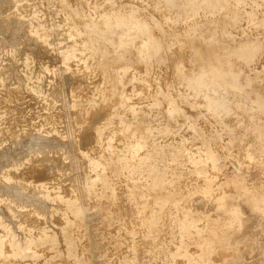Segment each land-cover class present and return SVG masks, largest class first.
Listing matches in <instances>:
<instances>
[{
  "label": "rangeland",
  "instance_id": "rangeland-1",
  "mask_svg": "<svg viewBox=\"0 0 264 264\" xmlns=\"http://www.w3.org/2000/svg\"><path fill=\"white\" fill-rule=\"evenodd\" d=\"M105 1L0 0V264H75L78 259L86 264H264L263 202L251 206L233 185L238 180L254 190L264 186V49L255 59L238 56L239 41L264 45V27L253 30L242 9L211 15L194 7L183 12L182 4L190 0H168L170 8L164 0H109L117 15L140 10L142 22L183 13L181 22L165 26H177L189 40L184 52L173 57L187 68L200 71L205 63L194 62V45L203 53L220 54L221 60L229 58L223 70L236 76L234 86L193 91L178 83L170 93L181 95L173 98L197 91L214 102L201 106L184 96L175 115H169L168 102L159 97L169 89L172 68L154 65L142 74L136 50L140 38L119 47L120 25L109 29L108 40L99 41L101 33L92 32H101L105 13L100 7L99 15H92V8ZM71 5L84 15L76 11L75 19H68L64 10ZM202 16L214 17L207 22ZM198 17L205 23L188 27ZM87 40L92 44L86 49ZM100 50L103 55H96ZM117 55L133 66L128 63L124 70ZM193 74L178 78L186 83ZM247 103L263 108L246 111ZM208 106L212 117L203 112ZM252 112L260 118L254 124L247 117ZM222 123L234 132L228 135ZM92 133L91 144H82ZM144 141L143 149L133 153V143ZM205 142L219 144L211 145L218 152L213 158L218 168L208 164ZM123 157H129L128 166L121 164ZM153 174L156 188L171 184L166 192L156 189L159 197L150 192L168 202L157 214L149 207L152 199L139 194ZM14 179L23 185L15 186ZM69 246L75 251L72 258L63 256ZM14 248L22 252L14 255Z\"/></svg>",
  "mask_w": 264,
  "mask_h": 264
},
{
  "label": "bare ground",
  "instance_id": "bare-ground-1",
  "mask_svg": "<svg viewBox=\"0 0 264 264\" xmlns=\"http://www.w3.org/2000/svg\"><path fill=\"white\" fill-rule=\"evenodd\" d=\"M115 1V0H114ZM116 1H118V0H116ZM124 1V0H123ZM138 1H140V0H138ZM146 1V0H145ZM152 1V0H151ZM158 1V0H157ZM165 1V6L166 7H169L170 8V6L167 4V2H168V0H164ZM70 2H71V0H70ZM132 2V1H131ZM156 2V1H155ZM188 2H190V4L188 3ZM122 3V2H121ZM127 3V2H126ZM134 3H136V2H134ZM138 3H140L141 4V2H138ZM152 3V2H151ZM180 3V2H179ZM183 3V2H182ZM75 4V3H74ZM77 4V3H76ZM128 4H131V3H128ZM139 4V5H140ZM145 4V3H144ZM143 4V5H144ZM163 4V5H164ZM111 3H109V0L108 1H105V4H100V2H96V5L92 8V15H99V14H97V12H98V9L100 8V7H102L103 9V11L105 12V13H103L104 14V17L102 18V20H101V24H100V31L101 32H96L95 30H97V29H95L96 28V26H94V31L92 30V32H95V33H101V36H99L98 34V36H96V37H99V41H104V40H108L109 39V36L111 35L110 33H109V29L111 28V27H113V26H118V25H120L119 27H121L122 29H121V31H120V33L118 34L120 37H119V39H120V43L119 44H117L119 47H122V46H125L126 44H128L129 42H131L132 40H134V39H136V38H140V42H139V44H138V46H136V50H137V53H138V55H139V63H140V65L139 66H142V70H141V72H142V74L143 73H147V72H149V70L154 66V65H156V67L157 66H161V69L162 68H165V69H167L168 67H171L172 69H171V71H172V80H171V82L168 84V86H169V89H166L165 91H164V94H160V95H164L163 97H159L160 99V101H167L168 102V105H169V109H168V114L169 115H175V113H174V111L177 109V111H178V108H177V106L180 104V103H182L183 101H184V99H185V97L184 96H186V95H184V94H182L183 95V97L181 98H173L175 95H176V97H177V95H181V93H177V94H171L170 93V91H171V89H170V87L171 88H173V86H175V85H177L178 83H181V84H184V86L185 87H190L193 91H194V89L196 90V89H201V88H204V87H208V89L209 90H211L212 89V86L213 87H215V86H222V87H230V86H234V84H235V81H237V78H236V76H229V74H227V73H225V71L223 70L224 68V66L226 65V64H230V60H229V58L228 57H226L225 56V58H223L222 60L219 58V56H220V54H219V56H213L212 55V50L211 51H209V52H202V51H199V45H194L195 47H192L193 48V50H195V52H196V59L194 60V62L195 63H197L196 65H200L201 63H203V61H205V63H204V66L202 67V65L200 66V67H202L201 69H200V71H195V69L193 68V69H190V68H187V65H186V63H184V64H181V63H177L176 61H174V59L175 58H178V57H175L174 59H173V57H174V55L175 54H178L177 53V51L178 50H181L182 52H184V47L185 46H187L186 44H188V42H189V40H184V38L181 36V33L179 32V31H177L178 30V27L177 26H173L174 24H177V22L179 21V22H181L182 21V18H181V15L183 14H181L180 12H177V13H174V12H172V13H174V14H169L168 12H167V10H166V8H165V12H167L166 14H169V15H165V16H162V15H164L163 13H161L162 15H160V16H162V17H160L159 18V16L158 17H155V18H151V20H147V21H144V22H142V14L143 13H140L139 11L140 10H123V12H121L120 14H115L111 9H110V7H111ZM142 5V4H141ZM140 5V6H141ZM145 5H147L148 6V4H145ZM156 5V4H155ZM151 6V5H150ZM157 6V5H156ZM156 6H154V7H156ZM117 7V6H116ZM115 7V8H116ZM136 7V6H135ZM146 7V6H145ZM153 7V6H152ZM164 7V6H163ZM182 9H183V12H184V9H186V8H190V7H194L193 9H201L202 8V11H205L206 13H210L211 15H213V14H217L218 12H221V11H223V10H238V9H242L243 11H242V13H243V19L244 20H246V22L250 25V26H252L253 27V30H254V28L256 27V28H261V27H264V0H190V1H185L183 4H182ZM129 8V7H128ZM138 8V7H137ZM147 8H149V7H147ZM151 8V7H150ZM157 8H158V6H157ZM168 8V9H169ZM16 9V8H15ZM131 9H134L133 7L131 8ZM154 9V8H153ZM161 9V8H160ZM173 9V8H172ZM192 9V10H193ZM17 10V9H16ZM142 10L144 11V9L142 8ZM155 10V9H154ZM158 10V9H157ZM162 10V9H161ZM164 10V9H163ZM169 10H171V9H169ZM76 11H80L81 13H82V15H84L83 14V12H82V10H79L78 8H76L75 6H73V5H71V6H66L65 7V10H64V13L66 14V15H70V16H66V18H68V19H70L71 21L72 20H74L75 19V17H74V15H76ZM115 11V10H114ZM181 11V10H180ZM142 12V11H141ZM145 12V11H144ZM161 12V11H160ZM185 12L186 13H191V12H189V11H186L185 10ZM197 12V11H196ZM201 12V11H200ZM205 12H203V14H205ZM225 12V11H224ZM100 13V12H99ZM102 13V12H101ZM100 13V14H101ZM242 13H240V14H242ZM74 14V15H73ZM102 14V15H103ZM157 14H159V13H157ZM219 14V13H218ZM146 15H147V13H146ZM150 15V14H149ZM196 15H198V14H196ZM195 15V16H196ZM225 15V14H224ZM155 16V15H154ZM200 17H201V15H199ZM205 16H206V14H205ZM72 17H73V19H72ZM95 17V16H94ZM194 17V16H193ZM203 17V16H202ZM209 17V16H208ZM214 17V16H213ZM212 17V18H213ZM148 18H150V16L148 17ZM190 18H191V16H190ZM204 18V17H203ZM202 18V20L198 17V20H196L194 23L192 22V21H190V22H192L193 23V25L190 23L189 24V26L186 24V22H183L184 24H186L188 27H195V25L197 26V23H198V21H201V22H204V19ZM210 18V17H209ZM211 18V20H213ZM192 19V18H191ZM190 19V20H191ZM228 19H229V17H228ZM228 19H226V20H228ZM241 19V18H240ZM67 20V19H66ZM192 20H194V19H192ZM207 20V22L210 20V19H205V21ZM210 20V21H211ZM232 21V23H231V25H235V22H234V20L233 19H231ZM69 21V20H68ZM98 21V20H97ZM223 21H225V20H223ZM223 21H221V23H223ZM225 22H227V21H225ZM229 22V21H228ZM88 24L90 23L91 24V22H87ZM96 23V22H95ZM99 23V22H98ZM168 23H170V24H173V25H168V26H165V24H168ZM182 23V24H183ZM188 23V22H187ZM200 23V22H199ZM205 23V22H204ZM221 23H219L218 25L219 26H221L222 27V24ZM182 24H181V29H182ZM230 24V23H229ZM82 25H85V24H82ZM99 25V24H98ZM217 25V27L219 28V26ZM225 25H226V23H225ZM237 25V24H236ZM235 25V26H236ZM208 26V25H207ZM86 27V26H85ZM88 27H90L89 25H88ZM93 27V25H91V29H93L92 28ZM98 27V28H99ZM220 27V28H221ZM227 27V26H226ZM87 28V27H86ZM86 28H84L85 30H86ZM179 28V29H180ZM217 28V29H218ZM185 29V28H184ZM184 29H182V30H184ZM88 30V29H87ZM86 30V31H87ZM187 30H189V29H187ZM226 30H227V28H226ZM90 31V30H89ZM88 31V32H89ZM97 31H99V30H97ZM218 31H219V29H218ZM221 31V30H220ZM84 32V33H86V34H89V33H91V32ZM112 32V31H111ZM186 32V31H185ZM188 33H189V31H188ZM94 34V33H93ZM110 34V35H109ZM92 35V34H91ZM207 34H205L204 36H206ZM112 36V35H111ZM203 36V37H204ZM231 36V35H230ZM207 37V36H206ZM73 39H75V38H77V34H73V37H72ZM205 38V37H204ZM97 40H98V38H97ZM97 40H96V42H97ZM111 41H112V39H110ZM84 41H86V38H85V40ZM196 41V40H195ZM243 41H245V40H243ZM257 41V40H256ZM117 42H119V40L117 41ZM31 44V43H30ZM84 44H85V42H84ZM92 43L91 42H88V40H87V43L85 44V45H83L86 49H87V47H89L90 45H91ZM98 44V43H97ZM196 44V43H195ZM253 44V43H252ZM188 45H190V44H188ZM95 46V45H94ZM96 46H100V45H96ZM129 46V45H128ZM22 47H24V46H22ZM100 47H103L102 45L100 46ZM95 48V47H94ZM124 48V47H123ZM126 48V47H125ZM222 49H223V47H221ZM226 48V47H225ZM238 50H239V52H238V56H241V59L243 58H247V56L248 57H253L254 58V55L256 54V56H257V54H260L261 53V51H263V49H264V45L263 44H261L260 42H257V43H254L253 45H251V44H246V43H244V42H240L239 41V44H238ZM97 49V48H96ZM101 49V48H100ZM116 49V48H115ZM6 50V49H5ZM11 50V49H10ZM99 50V49H98ZM114 50V49H113ZM224 51H225V49H224ZM223 51V52H224ZM115 52H117V49L115 50ZM124 52H125V50H124ZM123 52V53H124ZM173 52V53H172ZM109 53V52H108ZM114 53V52H113ZM172 53V54H171ZM192 53V52H191ZM237 53V52H236ZM93 54V53H92ZM103 55V50H100V51H98L97 53H96V55ZM117 54V53H116ZM119 54V53H118ZM171 54V55H170ZM179 55H181V54H179ZM189 55H191V54H189ZM221 55H223V54H221ZM118 56V55H117ZM224 56V55H223ZM259 56V55H258ZM99 57V56H98ZM102 57V56H101ZM118 57H120V56H118ZM181 57V56H180ZM127 58V57H126ZM126 58L123 56V55H121V57L119 58L120 60L117 62V64H119V65H121L122 66V68L124 69L126 66H130L129 64H131V63H127V61H126ZM221 58H222V56H221ZM255 59V58H254ZM174 61V62H173ZM187 63H192V61L189 59L188 61H186ZM251 64V63H250ZM112 65V64H111ZM111 65H108V66H111ZM114 65V64H113ZM135 65V64H134ZM138 65V64H137ZM131 66H133L132 64H131ZM26 67V66H25ZM199 67V68H200ZM121 68V67H120ZM159 68V67H158ZM114 69V68H113ZM126 69V68H125ZM124 69V70H125ZM222 70L224 71V72H222ZM104 71H106V70H104ZM167 71V70H166ZM189 71H193L194 72V74L192 75V76H190V79H188V81L186 82V83H184V82H182L181 80H179V78L178 77H180L181 76V74L184 72V74H185V72H189ZM226 71H227V69H226ZM6 72V71H5ZM122 72V71H121ZM140 72V73H141ZM241 72H243V71H241ZM106 73H107V71H106ZM105 73V74H106ZM113 73V72H112ZM139 73V72H138ZM169 73H171V72H169ZM227 74L228 76H224L223 74ZM50 74V73H49ZM119 74H121L120 76H122V74L123 73H119ZM210 74V77L208 76ZM115 75V74H114ZM231 75V74H230ZM238 75V74H237ZM246 75V74H245ZM119 75H118V77L119 78H121ZM241 76V75H240ZM136 77V76H135ZM138 78H140V76L138 75L137 76ZM136 77V78H137ZM112 78V77H111ZM141 78H142V76H141ZM143 78H145V77H143ZM142 78V80H144ZM262 78V77H261ZM146 79V78H145ZM251 79V78H250ZM75 80V79H74ZM147 80V79H146ZM73 81V80H72ZM82 82V81H81ZM249 82H250V80H249ZM70 83V82H69ZM248 83V82H247ZM250 85V84H249ZM167 86V87H168ZM237 86V85H236ZM246 87V86H245ZM189 92V91H188ZM205 93V92H204ZM204 93H198L197 91L196 92H193V93H191V94H189L188 96H186V97H188V98H190V99H192V100H195V99H198L199 100V105H204L205 103H209V104H211V103H213L214 101H210L209 99H208V97L207 96H205V94ZM172 96V97H171ZM259 95H257V97H258ZM213 98L212 99H214L215 97L214 96H212ZM215 100V99H214ZM259 100V99H258ZM257 101V100H256ZM255 101V102H256ZM220 102V101H219ZM222 102V101H221ZM224 102V101H223ZM222 102V103H223ZM252 103V102H251ZM226 104V103H225ZM262 104V103H261ZM264 104V103H263ZM263 104L262 105H260V103H258V104H255V105H250V104H245V106H246V108L247 109H245L246 111H254V110H258L257 108H258V106H259V109H260V107H262L263 108ZM237 106H240L241 105V103H239V104H236ZM24 106H26V105H24ZM223 106V105H222ZM222 106H220L221 108H222ZM226 106V105H225ZM219 107V108H220ZM210 109H213V107H210V106H208L207 108H206V110H204L203 112H207L211 117H212V114H210V112L212 113V111L210 110ZM218 108H216V110H217ZM226 109V108H225ZM225 109H223V111H225ZM231 110H232V108H230ZM240 109H242V108H240ZM239 109V110H240ZM221 109H219V110H217V111H220ZM244 110V111H245ZM26 111V110H25ZM230 111V110H229ZM243 112V111H242ZM14 113V112H13ZM26 113V112H25ZM200 113V112H199ZM198 113V114H199ZM216 113V112H215ZM220 113H224V112H219L218 114L220 115ZM228 113V112H227ZM253 113L254 112H252L251 114H248L247 113V117L248 118H251V119H253L252 121V124H254L255 122L254 121H257L256 119L258 118V116L256 117L255 115H253ZM22 114V113H21ZM108 114V113H107ZM106 114V115H107ZM224 114H226V113H224ZM229 114H230V112H229ZM246 114V113H245ZM93 115V114H92ZM214 115V114H213ZM22 116V115H21ZM216 116H217V113H216ZM215 115L213 116L214 118L216 117ZM23 117V116H22ZM87 117V116H86ZM89 117H90V114H89ZM89 117L88 118H86L87 119V122H88V119H89ZM243 117V116H242ZM24 118V117H23ZM194 118H196V117H194ZM217 118V117H216ZM219 118V117H218ZM218 118H217V120H215V121H217L218 122ZM83 119H84V117H83ZM86 119H85V121L84 122H86ZM221 119V118H220ZM258 119H260V118H258ZM22 120V119H21ZM7 121V120H6ZM192 119H190V124H193L192 122ZM193 121H195V119H193ZM220 121V120H219ZM221 121H224V120H221ZM86 122V123H87ZM247 122H248V120H247ZM264 121H260V123L262 124H260L261 126H263L264 125V123H263ZM214 123V122H213ZM219 123V122H218ZM257 123H259V122H257ZM85 124V123H84ZM225 124H227V123H225ZM248 124V123H247ZM251 124V125H252ZM221 125H223L222 127V129L223 130H225L226 129V133L228 134V135H230V134H232L233 132H234V130H233V128L232 127H229V126H224V123H222ZM246 125V124H245ZM259 125V126H260ZM18 126V125H17ZM85 126V125H84ZM244 126V125H243ZM253 126V125H252ZM256 126H258V124L256 125ZM255 126V127H256ZM260 126V127H261ZM255 127H253V128H255ZM248 128V127H247ZM251 129H252V127H250ZM1 129V128H0ZM257 129H260L259 127L257 128ZM256 128H255V130H257ZM96 130V129H95ZM197 130V129H196ZM263 130H264V126H263ZM262 130V131H263ZM254 131V130H253ZM252 131V132H253ZM259 130H257V132H258ZM262 131H260L261 133H262ZM4 132V131H3ZM169 132V130H167V132H165V134H167ZM194 132H195V130H194ZM197 132V131H196ZM217 132H219V131H217ZM256 131H255V133H257ZM264 132V131H263ZM2 133V132H1ZM148 133H149V131H148ZM198 133V132H197ZM246 133V132H245ZM259 133V132H258ZM257 133V134H258ZM95 134V133H94ZM190 134V133H189ZM199 134V133H198ZM1 136L3 135V134H0ZM204 136H205V134H203ZM259 135V134H258ZM92 136H94L93 135V133L92 134H90V135H87V136H85V139H83L82 140V144H89L90 143V141L92 142ZM149 136H150V133H149ZM148 136V137H149ZM260 136V135H259ZM257 137V136H256ZM262 137V136H261ZM1 138H3V136L1 137ZM215 138V137H214ZM234 138H236V136L234 137ZM258 138H260V137H258ZM258 138H255V139H257L258 140ZM239 139V138H238ZM2 140V139H1ZM231 140V139H230ZM241 140V139H240ZM232 141V140H231ZM259 141H261V139H259ZM262 141H263V138H262ZM3 143H4V141H2ZM1 142V143H2ZM6 142L7 141H5V146H6ZM215 142H219V141H215ZM233 142V141H232ZM256 142V141H255ZM2 143V144H3ZM9 142H7V144H8ZM145 141L143 142V144L142 145H140L138 142H136V143H133L134 144V151H133V153H136L137 151L139 152L141 149H143V147L145 146ZM238 143V142H237ZM252 143L254 144V142L252 141ZM91 144V143H90ZM205 144V153L206 154H204V156H205V158L207 159V162H208V164L209 165H211V166H214L215 168H218L217 166H219V165H217L216 163V165L217 166H215L214 165V161H213V158H215L214 157V155L216 154V153H218V152H216V150H215V148L214 147H212L211 145H216V143L215 144H207L206 142L204 143ZM217 145H219V144H217ZM216 145V146H217ZM83 147H85L84 145H82ZM87 146V145H86ZM180 146V145H179ZM215 146V147H216ZM0 147H1V145H0ZM181 148H182V146H180ZM216 148H219V147H216ZM1 149V148H0ZM127 153V152H126ZM150 153H152V152H150ZM128 154H126V156H127ZM142 158H146V156H144V157H142ZM120 160H121V164H123L124 166L125 165H127V163H128V161H129V157L128 158H125V157H123V158H120ZM20 162V161H19ZM19 162H17V164L19 163ZM25 162V161H24ZM21 163V162H20ZM15 164V163H14ZM16 164V165H17ZM140 164H142V163H140ZM15 166V165H14ZM14 166H11V167H14ZM19 166V165H18ZM128 166V165H127ZM22 171V170H21ZM43 173V172H42ZM36 174V173H35ZM37 174H38V172H37ZM23 175V174H22ZM31 177H32V175H31ZM40 177V176H39ZM11 178V177H10ZM9 178V180H11ZM13 178V177H12ZM18 178V177H17ZM17 178H15L16 180H17ZM20 178H23V177H20ZM19 178V179H20ZM150 178V179H149ZM7 179V178H6ZM13 180L14 181V184L15 183H17V184H19V183H21V184H19L20 186H22L23 184H22V182H19V181H16V180ZM235 179H237V178H235ZM8 180V179H7ZM21 180V179H20ZM23 180H24V178H23ZM22 180V181H23ZM25 181V180H24ZM9 182V181H8ZM8 182H5V183H8ZM148 186L146 185L144 188L142 187V189L144 190H142V192L140 193L139 192V194H142V195H144L145 197H147V198H151L152 200H153V202H152V200H150L149 199V207L151 208V210H152V212L154 213V214H157L160 210H161V207H164L165 205H167L168 204V202H166V199H164L163 201H160V199L158 198L159 196H158V194L159 193H157V191L158 192H160V190H162V191H164V192H166L167 190H169L170 188H171V184H169V183H167L168 185H166V186H164V187H162V188H156L157 186H155L156 185V182H158V179H157V176H154V174L153 175H148ZM234 182H235V180H234ZM237 182H238V180H237ZM237 182H235L233 185L235 186V187H237V186H239L238 187V189L240 190V193L239 194H241L242 196H248L247 198H249V199H247L248 200V203L252 206V205H255L257 202H263V206H264V186L263 185H259V186H256V189L254 190V189H252L251 188V186L249 187L248 185L247 186H244V184L243 185H241V184H239V182L237 183ZM10 183H12L11 181H10ZM10 183H8V185L10 184ZM233 183V182H232ZM11 185V184H10ZM13 185V184H12ZM15 186H16V184H15ZM14 186V187H15ZM26 186V185H25ZM24 186V187H25ZM8 188H10V187H13V186H7ZM19 187V186H18ZM18 187L16 188V190L18 189ZM21 188H23V187H20V190L19 191H21ZM26 188V187H25ZM25 188H23V189H25ZM133 188V187H132ZM135 188V187H134ZM26 189H28V188H26ZM41 189V188H40ZM44 189V188H43ZM43 189H41V191L43 190ZM139 189V188H138ZM138 189H135V190H138ZM156 189H157V191H156ZM25 191H27V190H25ZM46 191V190H45ZM139 191H140V189H139ZM155 191V193H153V194H157V196L158 197H155V196H152L151 194H150V192H154ZM161 191V192H162ZM22 192H24V191H22ZM26 193V192H25ZM250 193H252V195H248V194H250ZM42 195H44V192H42ZM152 196V197H151ZM240 196V195H239ZM238 196V197H239ZM245 199H246V197H245ZM163 202V203H162ZM246 204H247V202H246ZM239 209L238 208H236V207H233V212L234 213H241V212H239L238 211ZM77 211L78 210H76V211H74L73 213H77ZM158 223V222H157ZM154 224V220H152L151 222H150V225H153ZM71 227H72V225H71ZM64 233V232H63ZM67 235V234H66ZM81 236V235H80ZM43 238V237H42ZM38 240H39V238H38ZM78 242V241H77ZM30 244V241H28V243L27 244H25V246L21 249V250H24V249H26L27 247H28V245ZM31 246V245H30ZM72 246H73V244H72ZM72 246H69L68 247V249H67V251H66V255H64L63 254V256H67V257H71L72 258V256L74 255V248L72 247ZM77 246H75V248H76ZM13 248V247H12ZM14 250V255L16 254V253H19V251H21V250H19V249H17V248H14L13 249ZM18 251V252H17ZM22 252V251H21ZM24 252V251H23ZM28 253V252H27ZM0 254H2V250L0 251ZM76 254V253H75ZM77 255V254H76ZM26 256V255H25ZM65 257H63V260H64V258ZM22 258V257H21ZM71 258H69V259H71ZM189 259H191L190 257H189ZM51 260H53V259H51ZM66 260V259H65ZM64 260V261H65ZM54 261V260H53ZM67 262V261H66ZM69 262V261H68ZM74 262V261H73ZM72 262V263H73ZM152 263V262H151ZM67 264H69V263H67ZM75 264H86L85 263V261L84 260H81V259H78L76 262H75Z\"/></svg>",
  "mask_w": 264,
  "mask_h": 264
}]
</instances>
